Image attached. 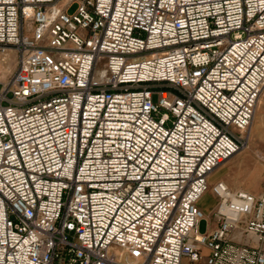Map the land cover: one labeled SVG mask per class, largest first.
I'll list each match as a JSON object with an SVG mask.
<instances>
[{"label": "built area", "instance_id": "obj_1", "mask_svg": "<svg viewBox=\"0 0 264 264\" xmlns=\"http://www.w3.org/2000/svg\"><path fill=\"white\" fill-rule=\"evenodd\" d=\"M7 61L0 264H264V181H207L246 145L264 0H0Z\"/></svg>", "mask_w": 264, "mask_h": 264}, {"label": "rangeland", "instance_id": "obj_2", "mask_svg": "<svg viewBox=\"0 0 264 264\" xmlns=\"http://www.w3.org/2000/svg\"><path fill=\"white\" fill-rule=\"evenodd\" d=\"M73 9L74 6L68 12L71 13ZM10 68V61H7L6 66L3 67L6 70L5 75L9 73ZM0 75V79H4L5 75L2 73ZM255 113L256 118L254 124L252 123L253 127L250 130L248 129L247 132L246 145L235 153L232 158L222 163L209 176L208 183L222 180L231 189L245 190L244 187H247L248 192H252L251 188L254 187L257 191L252 193L258 194L260 192L261 184L264 181V107L260 110L259 106L256 105ZM200 201L199 208L205 215L199 221L197 230L200 233H205L207 228L214 225L211 210L216 199L208 192Z\"/></svg>", "mask_w": 264, "mask_h": 264}, {"label": "bare ground", "instance_id": "obj_3", "mask_svg": "<svg viewBox=\"0 0 264 264\" xmlns=\"http://www.w3.org/2000/svg\"><path fill=\"white\" fill-rule=\"evenodd\" d=\"M8 54H10V53H8ZM1 68V67H0ZM0 73H2L3 75H5L6 74V70L5 69H0ZM0 77H1V75H0ZM3 79V78H2ZM263 93H264V86H263V88L261 89V92H260V94H259V96H258V99H257V102H256V105H258V103H259V101H260V97H262V95H263ZM256 105H255V108H256ZM258 108V107H257ZM255 118H256V113H255V109H254V112H253V116H252V119H251V122H250V125H249V130H250V128L251 127H253V124H254V121H255ZM253 123V124H252ZM256 125H257V122H256ZM256 128V127H255ZM237 153V152H236ZM232 156H234V154L232 155ZM232 156L230 157V158H232ZM230 158H228V159H230ZM227 159V160H228ZM226 160V161H227ZM224 163V162H223ZM221 166V164L220 165H218L217 167H215L211 172H210V174L208 175V177H207V180L209 179V176L218 168V167H220ZM208 192H204L201 196H200V198L198 199V201H197V205L199 204V202H200V200L204 197V195L205 194H207ZM199 207V206H198ZM204 214V213H203ZM205 215V214H204Z\"/></svg>", "mask_w": 264, "mask_h": 264}, {"label": "crops", "instance_id": "obj_4", "mask_svg": "<svg viewBox=\"0 0 264 264\" xmlns=\"http://www.w3.org/2000/svg\"><path fill=\"white\" fill-rule=\"evenodd\" d=\"M258 106H259V109H260V110L263 109V107H264V93H263V95H262V97H261V99H260V101H259V103H258ZM250 184H251V183H250ZM250 184H249V185H250ZM244 189L247 190V191L249 190L247 187H244ZM251 189H252V192L257 191V189L254 188V187L251 188ZM252 192H251V193H252ZM253 194H254V193H253ZM200 202H201V201H200ZM200 202H199V203H200ZM198 206H199V204H198ZM213 223H214V221H213ZM213 226H214V225H213ZM213 226H212V227H213Z\"/></svg>", "mask_w": 264, "mask_h": 264}]
</instances>
